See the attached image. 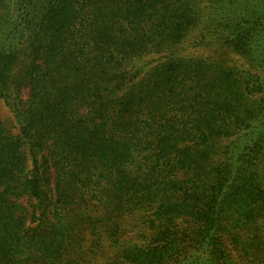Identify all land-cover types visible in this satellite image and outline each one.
Returning <instances> with one entry per match:
<instances>
[{
	"label": "trees",
	"instance_id": "16d2710c",
	"mask_svg": "<svg viewBox=\"0 0 264 264\" xmlns=\"http://www.w3.org/2000/svg\"><path fill=\"white\" fill-rule=\"evenodd\" d=\"M0 109V264H264V0H0Z\"/></svg>",
	"mask_w": 264,
	"mask_h": 264
},
{
	"label": "rangeland",
	"instance_id": "374dc122",
	"mask_svg": "<svg viewBox=\"0 0 264 264\" xmlns=\"http://www.w3.org/2000/svg\"><path fill=\"white\" fill-rule=\"evenodd\" d=\"M1 109H2V108H1ZM1 109H0V118L5 119V118H4V115H5V114H4V112L2 111L3 109H2V110H1Z\"/></svg>",
	"mask_w": 264,
	"mask_h": 264
}]
</instances>
